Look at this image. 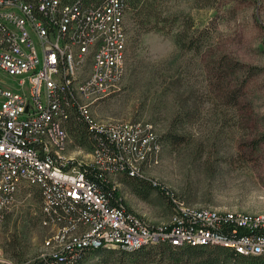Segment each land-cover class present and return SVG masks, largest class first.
Wrapping results in <instances>:
<instances>
[{"label": "built area", "instance_id": "2783aa9c", "mask_svg": "<svg viewBox=\"0 0 264 264\" xmlns=\"http://www.w3.org/2000/svg\"><path fill=\"white\" fill-rule=\"evenodd\" d=\"M127 1L0 0V232L14 207L36 197L44 264L164 244L264 259V214L195 207L165 190L170 221L155 227L121 195L119 177L147 179L163 150L152 125L93 115L126 76ZM72 120L87 127L90 160L71 140Z\"/></svg>", "mask_w": 264, "mask_h": 264}, {"label": "rangeland", "instance_id": "374dc122", "mask_svg": "<svg viewBox=\"0 0 264 264\" xmlns=\"http://www.w3.org/2000/svg\"><path fill=\"white\" fill-rule=\"evenodd\" d=\"M143 2L128 10L124 82L93 107L99 123L150 124L162 143L159 162L145 169L157 186L119 177L127 206L155 227L170 221L165 190L195 207L264 214V0ZM39 216L36 197L9 212L0 264L38 261ZM161 249L94 251L81 264H174ZM221 264L255 262L223 256Z\"/></svg>", "mask_w": 264, "mask_h": 264}, {"label": "trees", "instance_id": "16d2710c", "mask_svg": "<svg viewBox=\"0 0 264 264\" xmlns=\"http://www.w3.org/2000/svg\"><path fill=\"white\" fill-rule=\"evenodd\" d=\"M142 2H143V0H128L127 1V16H128V10L130 7L137 9L139 4H142ZM146 4L147 3L145 1V2H143L142 6H144ZM139 12H140V10H139ZM150 15H151V12L148 13V16H150ZM148 22H150L149 19H148ZM128 52H129V47H128ZM68 128H69V133H70L71 139L72 138L79 139V143L86 145L88 147V149H87L88 151H91L93 149V145H92V142L89 138V133H88L87 127L83 122L72 120L69 123ZM74 146L76 147L75 143H74ZM129 180L134 181L138 184H142V185L148 184L152 187H155L152 184V182L148 179L133 178V179H129ZM165 197H166L167 203L169 205L170 201H169V198H168L166 192H165ZM39 202H40V200H39ZM170 211H171V209H170ZM7 217H8V215L6 216V219H7ZM42 218H43V216L41 214V207H40L39 225H40V229L42 230V235L44 234L45 235L44 238H45L47 234H46V231L41 226ZM6 219H5V222H6ZM5 222H4V225H5ZM4 225H3V227H4ZM156 247H162L163 248V249H161L160 253H165L166 251H169L174 256H176L174 264H221L223 256L230 257L234 260H238V261H242V262H246V261L253 262L254 261L255 264H258V263L264 264L263 258H251V257L236 255L233 251H231L227 248H224V247H220V246L185 245V246L177 247V246L164 244V245H159ZM146 249L147 248L141 249L140 251L131 253V255H136V254L142 253ZM98 251H107V250H98ZM126 254H129V253H126ZM86 257H87V255H86ZM85 258L82 261L80 260L76 264H81L85 260ZM35 264H44V263L41 260H38Z\"/></svg>", "mask_w": 264, "mask_h": 264}]
</instances>
